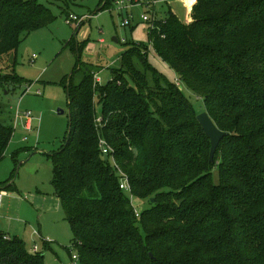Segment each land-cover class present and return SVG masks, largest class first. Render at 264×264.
<instances>
[{
  "label": "trees",
  "instance_id": "trees-1",
  "mask_svg": "<svg viewBox=\"0 0 264 264\" xmlns=\"http://www.w3.org/2000/svg\"><path fill=\"white\" fill-rule=\"evenodd\" d=\"M83 1L0 0V59L56 19L51 4L66 14ZM155 25L152 49L228 134L211 161L198 110L149 49L130 46L106 85L92 70L75 84L74 71L62 82L70 131L52 155V185L80 264H264V0H197L189 21L169 9ZM13 132L0 121V162ZM136 199L151 204L139 215ZM0 264H45V256L0 230Z\"/></svg>",
  "mask_w": 264,
  "mask_h": 264
},
{
  "label": "rangeland",
  "instance_id": "rangeland-1",
  "mask_svg": "<svg viewBox=\"0 0 264 264\" xmlns=\"http://www.w3.org/2000/svg\"><path fill=\"white\" fill-rule=\"evenodd\" d=\"M116 1L85 0L66 14L58 4H51L56 19L27 35L14 57L12 54L0 59V121L14 127L0 162V188L12 183L18 189L8 191L0 201V230L5 237L23 238L27 246L38 243L48 248L42 247L45 264H67L69 250L76 252L74 233L52 185V155L60 151L70 131L71 110L62 82H68L76 71L77 84L84 72L92 70L96 82L100 77L101 85L108 84L112 69L121 67V56L132 45L149 49L152 65L177 81L175 71L150 45L151 24L141 19L148 11L147 5L120 0V8ZM170 8L182 21L189 20L190 5L184 7L181 1L156 5L161 18ZM72 13L80 18L71 25L67 18ZM125 18H130L131 25H122ZM115 37L118 42L113 40ZM177 83L199 113L206 111L200 97L182 81ZM17 110L21 115L31 111L34 121L30 129L23 117H17ZM215 181H219L217 175ZM135 204L141 212L151 205L137 199Z\"/></svg>",
  "mask_w": 264,
  "mask_h": 264
},
{
  "label": "built area",
  "instance_id": "built-area-1",
  "mask_svg": "<svg viewBox=\"0 0 264 264\" xmlns=\"http://www.w3.org/2000/svg\"><path fill=\"white\" fill-rule=\"evenodd\" d=\"M172 1H181L184 4V6L190 5V7H191L190 12H191L192 7L196 3L197 0H135L134 2L132 1V3H136V4H143L144 3L147 5L148 11L146 12V14H143L141 16V19L143 21L149 22L151 24L150 29H153L156 27V25H155L156 22H158V20L161 19V17H159V15L157 14L156 5L159 3L170 4ZM116 4L120 6L123 4V1L117 0ZM120 8H123V7L120 6ZM79 18L80 17L78 15L72 13L68 16L67 22L72 25L75 22H78ZM122 25L123 26L131 25L130 18H125L124 21L122 22ZM97 78L100 82V77H97ZM29 88H28V90H29ZM37 93L41 94V91L38 90ZM17 117H23L25 119V121H26L25 124H26L27 129H30L32 127V124L34 121V116L32 115L31 111H27L26 113L21 115L19 113V111L17 110ZM100 148H101L102 155L109 157L112 166L119 171L121 189L128 192V193H131V186H130L129 177L126 173L120 171L119 164L117 162L116 155H115L116 154L115 150L103 138H100ZM2 195H3V192H0V199H1ZM136 212H137V215H139V213L141 211H139V209H138ZM30 251L32 253H38V252H40V248L37 244H34L32 246V248L30 249ZM70 251H71V249H70ZM78 263H80V256H79L77 250H76V252L71 251L70 262L68 264H78Z\"/></svg>",
  "mask_w": 264,
  "mask_h": 264
},
{
  "label": "water",
  "instance_id": "water-1",
  "mask_svg": "<svg viewBox=\"0 0 264 264\" xmlns=\"http://www.w3.org/2000/svg\"><path fill=\"white\" fill-rule=\"evenodd\" d=\"M113 40L115 42H118V39L116 37L113 38ZM197 119L200 122L204 131L210 137V141H211L210 160L213 161L220 141L225 135L228 134V132H225L220 128H218L207 111L199 113L197 115Z\"/></svg>",
  "mask_w": 264,
  "mask_h": 264
},
{
  "label": "crops",
  "instance_id": "crops-1",
  "mask_svg": "<svg viewBox=\"0 0 264 264\" xmlns=\"http://www.w3.org/2000/svg\"><path fill=\"white\" fill-rule=\"evenodd\" d=\"M184 5V4H183ZM185 7V6H184ZM170 10H172L171 8H170ZM173 11V10H172ZM176 14V13H175ZM177 15V14H176ZM178 16V15H177ZM179 17V16H178ZM190 18H191V14H190V17H189V20H190ZM188 20V21H189ZM1 192H3V195H2V197L3 196H5L6 195V193L8 192V191H1ZM2 197H1V199H2ZM1 199H0V201H1ZM43 238H45V237H42V240H43ZM23 239V238H22ZM45 239H49V238H45ZM24 240V239H23ZM25 241V240H24ZM26 243V242H25ZM35 244H37L38 246H39V244L38 243H35ZM43 244V243H42ZM27 245V244H26ZM32 246L33 245H29V246H27L29 249H31L32 248ZM42 247H44L43 245H42ZM42 247H40L39 246V248H40V250H42ZM44 249H48V248H46V247H44ZM69 254V253H68ZM70 255V254H69ZM68 264V263H67Z\"/></svg>",
  "mask_w": 264,
  "mask_h": 264
}]
</instances>
